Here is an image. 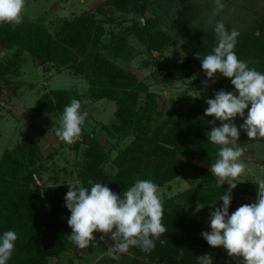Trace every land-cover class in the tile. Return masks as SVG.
<instances>
[{"label":"trees","instance_id":"16d2710c","mask_svg":"<svg viewBox=\"0 0 264 264\" xmlns=\"http://www.w3.org/2000/svg\"><path fill=\"white\" fill-rule=\"evenodd\" d=\"M176 1L104 0L96 9L65 18L56 32L25 14L23 23L16 28L0 24V45L8 51L0 56L1 85L15 83V92H18L25 82L20 79L21 65L30 58L41 60L48 71L73 69L88 82V88L83 92L78 87L46 91L30 112L33 119L54 110L62 113L73 98L81 100L87 96L94 100L106 98L115 101L116 121L112 127L115 136H132V139L113 159L118 173L109 175L103 173L100 163L110 161L112 151L96 138L94 132L84 134L81 142L88 144L89 153L87 176L83 178L82 186L90 188L88 180L91 179L122 195L137 179L151 180L161 186L182 176L195 184L180 198H170L162 203V223L167 229L162 235L163 244L159 240L148 254L137 247H130L135 255L148 259L150 264H163L168 258L167 253L172 254L181 248L189 254L190 262L185 264H197L196 257L205 255L209 245L202 233L209 231L198 226L193 210L198 204L213 212L221 208L223 201L219 198L229 187L228 184L219 185L209 166L199 163L210 165L218 156L220 146L209 142L206 134L213 126L209 122H214L216 127L220 122L215 117L205 116L206 100L214 99L215 93L198 98L186 112L176 116L174 110H167L165 99L160 104L163 96L152 90L151 82L126 67L143 52L142 48L137 50L138 41L152 57H146L143 66H157L153 75H160V83L187 81L202 68L201 61L218 43L217 35L214 28L194 24L192 9L180 10ZM152 7L162 14L159 13L157 18L147 16L148 9ZM122 14L135 15L136 19L124 31L108 30V25L117 22ZM162 15L168 16L184 37L195 42L202 55L172 63L163 62L168 48L176 42L172 34L160 26ZM255 29L256 32H243L237 37L234 51L238 59L247 62L250 68L264 73V14ZM218 74L215 79L220 80ZM225 86H233L231 78L220 80L216 91L224 90ZM243 139H249L246 131H240L238 143ZM260 140V137L249 139L245 144ZM29 143L33 149L38 147L35 138ZM21 148L17 146V150ZM36 156L38 164L31 159L30 166L25 165L20 155L12 150L4 152L0 159V212L6 208L12 219L17 220L12 230L18 234V240L23 238L22 241L34 252L22 264H47L48 258L59 256L75 245L68 239L71 232H67L71 213L62 205L69 190L67 184L71 182L56 184L41 197L30 187L33 174L42 168L40 158ZM251 187L244 189L237 185L232 190L229 215L231 207L244 205L238 202L241 191L257 190L256 185ZM35 242L36 247H33ZM170 264L183 263L177 259Z\"/></svg>","mask_w":264,"mask_h":264},{"label":"rangeland","instance_id":"374dc122","mask_svg":"<svg viewBox=\"0 0 264 264\" xmlns=\"http://www.w3.org/2000/svg\"><path fill=\"white\" fill-rule=\"evenodd\" d=\"M103 1L26 0L24 14L47 26L52 32H56L65 18L79 12L96 9V6ZM176 2L180 10L188 7L192 9L194 24L215 29L216 23L222 21L229 32L235 29L239 35L243 32H256L255 26L261 21L264 14V0H221L224 7L216 15H214L215 0H177ZM159 13L162 14L155 7H152L148 9L146 15L157 18L160 16ZM124 17L126 19H123ZM134 18L136 19L135 15L122 14L117 22L108 25V30L124 31ZM160 26L170 32L176 42L168 48L163 62L172 63L185 57L202 55L198 45L192 42L191 39L184 37L177 25L168 16L162 15V18L160 17ZM257 33H259V30ZM136 45L138 46L137 50L142 48L143 52L136 55L135 61L127 64L126 67L133 69L140 78L151 82L152 90H156L163 96L160 99V104H163L165 99L167 110H174L176 116H181L186 112L198 98L218 92L216 88L219 81L226 78L219 73L220 80L214 78L213 82L206 76L204 70L199 68L197 74L192 75L187 81L178 80L168 84L160 83L158 81L160 79L158 76L160 75H153V70L158 67L143 66L146 57L152 58L150 53L138 41ZM7 52V49L0 45V56L7 54ZM155 54L158 53L155 52ZM20 75V79L25 82L18 92L17 90L15 92V83L5 86L0 84V159L4 152L12 150L20 155L25 165L30 166L31 159H35L38 164L37 154L42 163V168H39L33 174L30 187L34 191L39 192L41 197H44L47 189L56 184L75 182L77 180L81 182V185L83 184L82 180L87 176L86 159L89 150L88 144L81 142V139L84 134L94 132L96 138L108 150L112 151L111 160L103 164L100 163V169L103 173L109 175L118 173L119 170L113 164V159L120 148L125 147L131 141L132 136L126 138H117L115 136L112 128L114 121H116L115 112L117 106L115 101L106 98L94 100L87 96L79 100L81 102V111L86 112L87 117L83 125L81 138L73 144H67L60 141L55 135L61 111L54 110L36 119L30 116V112L38 105L40 96L46 91L49 92L52 88L78 87L83 92L88 88L87 80L82 78V74L76 73L73 69H68L64 72H58L57 70L48 71L41 60L33 61L32 58L22 63ZM197 76L199 77L198 79ZM204 81H207V86L204 85ZM224 91L235 93V88L234 86H225ZM236 94L238 95V93ZM247 112L248 109L245 110L244 118H246ZM244 118L239 115L235 117L234 123L238 128L243 124ZM219 122L217 127L224 123L220 120ZM105 127L109 128L106 129ZM240 131L245 130L240 129ZM34 138L38 143V147L33 149V145L31 146L29 142ZM247 140L249 139H243L238 143V146L243 148L241 159L247 167L244 173L238 177L240 182H237V185H241L243 188L250 185V188H252L251 185L257 186L260 181H264V138L251 145L245 144ZM17 146L23 148L17 150ZM215 160L210 165L195 161L210 168ZM217 181L219 185H222L219 180ZM96 183L101 182L97 181ZM224 184L227 183L225 182ZM194 185V183L180 176L159 186L158 195L163 203L170 198H180ZM246 196H248L249 200H246ZM256 199L257 190L248 193L241 191L238 194V202H243L244 204L254 203ZM62 205L66 207V202L63 201ZM239 206L231 207V213L236 211ZM197 207L199 210H197ZM53 208H55V205H53ZM3 209V213L0 212V236L5 231L12 230V226L17 222V220L12 219L6 208ZM212 212L210 208L202 204L196 205L193 210L198 226L206 228L209 232H211L210 214ZM39 217L41 216H37V218ZM20 231L22 230L20 229ZM67 232H72V229L68 227ZM93 235L96 237L95 245H89L86 249H79L74 245L59 256L48 258L47 264H150L148 259L143 260L135 255L132 249H129L126 253H116L114 254L115 258H113V255H109V247L114 244L111 234L104 235L96 231ZM101 236H104V239H101ZM162 238L163 236L156 240L155 245ZM22 239H17L15 242V250L7 264L26 263L34 253L32 248L30 249L29 245H26ZM33 247H36V242ZM167 254L168 258L163 264H170L177 259L183 264L190 262L188 261L189 254L187 250L184 251L182 248L176 249L172 254ZM205 254L211 257L212 264H243L242 257H230L227 250L222 246L212 247L208 245Z\"/></svg>","mask_w":264,"mask_h":264},{"label":"clouds","instance_id":"9594fccd","mask_svg":"<svg viewBox=\"0 0 264 264\" xmlns=\"http://www.w3.org/2000/svg\"><path fill=\"white\" fill-rule=\"evenodd\" d=\"M223 7L221 0H215L214 15ZM25 9L26 0H0V24L16 28L24 21ZM214 31L218 43L201 61L202 69L213 82L217 73L231 78L235 93L220 90L214 99L206 100L205 116L224 122L219 127L209 122L213 126L206 134L207 140L220 146L210 171L222 185L226 182L229 187L219 198L223 206L210 214L211 232H203L202 236L210 246H222L230 257H242L243 264H264V181L257 185L254 203L244 204L229 215L232 190L247 167L241 159L243 148L238 146L240 129L246 131L250 140L264 138V73L238 59L234 49L239 33L235 29L229 32L218 21ZM203 83L207 86V81ZM237 115L244 118L240 128L234 123ZM86 117L87 113L81 111V102L73 98L59 117L56 137L67 144L75 143L81 138ZM67 185L65 202L71 213L67 223L72 229L68 239L79 249L95 245L93 233L99 231L111 234L114 244L109 247V255L113 258L116 253L128 252L130 247L149 253L155 241L167 232L162 223L164 209L158 195L159 186L151 180L137 179L122 195L91 179L88 180L90 188L78 180ZM17 239L13 230L0 236V264H7L11 259ZM196 258L197 264H212L208 254Z\"/></svg>","mask_w":264,"mask_h":264},{"label":"built area","instance_id":"2783aa9c","mask_svg":"<svg viewBox=\"0 0 264 264\" xmlns=\"http://www.w3.org/2000/svg\"><path fill=\"white\" fill-rule=\"evenodd\" d=\"M246 200H249V199H248V196H246Z\"/></svg>","mask_w":264,"mask_h":264}]
</instances>
